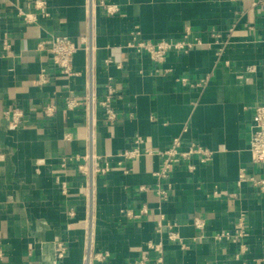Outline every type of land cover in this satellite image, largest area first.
<instances>
[{
  "label": "crops",
  "instance_id": "0c3cea01",
  "mask_svg": "<svg viewBox=\"0 0 264 264\" xmlns=\"http://www.w3.org/2000/svg\"><path fill=\"white\" fill-rule=\"evenodd\" d=\"M12 1L35 20L25 24L16 7L0 3V246L5 264H81L87 178L78 161L66 168L60 163L62 157L88 153L84 108L65 103L86 90L87 54L83 48L74 54L76 74L68 76L52 66L38 44L51 35L78 42L88 32L87 13L96 94L104 97L108 79L116 90L114 122L105 121L102 108L95 111L92 148L111 166L94 179V248L109 253L102 264H135L146 241L158 237L162 262L151 255L147 264H237L236 246L212 234L232 230L239 212L246 215L248 233L243 260L264 264V191L236 184L240 168L264 173L248 150L252 107L264 102V5L252 6L251 0H44L42 12L36 0ZM101 1L117 10L109 14ZM186 28L204 44L187 52L169 50L161 64L127 45L135 29L140 39L178 40ZM5 37L9 49L3 48ZM42 68L46 84L37 82ZM46 104L55 107L51 118L42 115ZM15 107L23 109L24 122L9 129L4 112ZM175 137L181 150L192 143L211 150L209 162L180 161L166 180L154 174L160 165L155 153L122 161L130 169L126 173L118 165V153L136 138L155 152ZM167 183L169 195L162 200L154 188ZM161 215L176 224L186 247L169 240L166 228L155 233ZM196 217L204 219L202 231L193 225ZM56 239L67 251L54 262Z\"/></svg>",
  "mask_w": 264,
  "mask_h": 264
},
{
  "label": "built area",
  "instance_id": "2783aa9c",
  "mask_svg": "<svg viewBox=\"0 0 264 264\" xmlns=\"http://www.w3.org/2000/svg\"><path fill=\"white\" fill-rule=\"evenodd\" d=\"M0 3L10 4L12 7L17 9V17L21 22L28 24L32 23L35 20V17L27 12H24L19 8L18 5L14 4L12 0H0ZM104 9L110 14L117 10L115 5L106 4L105 2H100ZM252 6L264 5V0H251ZM35 6L44 12L45 1L36 0ZM87 24L88 32L87 34L80 36L78 42H74L69 37L65 35H51L47 38L40 40L38 47L41 50H44L54 68L59 70L61 73L72 76L75 73L72 67L73 56L80 49L83 48L87 54V74L88 80L86 83V90L80 99L75 98H66V106L68 108H74L76 106H83L86 125L88 127V153L85 156H66L61 158V167L66 168L68 164L72 161H78L77 168L80 172H83L86 175V191L85 196L87 199L88 206V219L84 226V236L82 243V256L81 264H102L105 259L109 256L107 251H96L94 248V232L92 227V210L94 204V179L97 174H103L110 170L111 166L105 157L96 155L92 152L93 148V136H94V127H95V111L97 108H102L105 115V121L108 123H113L116 119V112L113 108V96L115 94V87L111 79L105 84L106 92L103 98H98L95 91V84L92 77L93 63L92 56L94 51V42H93V29H92V17L87 13ZM132 39L127 42V45L133 48L137 52H145L149 57L156 63H162L166 57V54L169 50H177L182 52H187L192 49L194 46L202 45L204 42L197 37L193 36L190 29L186 28L185 34L181 39H159V40H150V39H140L137 36L140 35L138 30H132L130 32ZM190 36L187 39V36ZM212 35L218 37L219 35L212 31ZM10 41L8 38L3 39V48L9 49ZM110 60H106V63H109ZM46 69L42 68L37 76V82L39 84H46L49 81ZM184 82L185 79L183 78ZM203 80L197 82L196 86L201 85ZM55 107L52 104H46L42 108V115L45 118H51L54 114ZM5 118L8 120L9 129H16L24 122V112L23 109L19 107L7 108L4 112ZM142 139L136 138L134 144L130 149L123 150L118 153V156L121 158L118 162V165L121 166L123 171L126 173L130 169L123 165L122 161L132 160L141 154H153L155 153L160 157V165L157 171H155V176L159 180H166L174 166L179 164L180 161H186L192 158H197L200 163H207L211 159L212 152L206 147H203L199 144L192 143L188 149H180V139L175 137L171 140L170 144L161 150H153L149 147L142 146ZM248 150L250 152L251 160L253 164L260 166L264 165V102L255 104L252 107V118L248 126ZM82 158V162L79 163V160ZM189 168H194L193 164L188 165ZM57 182L60 181L57 178ZM244 182L249 183L250 185L258 188L260 191H264V173L262 174H253L247 173L244 168L239 169L238 178L236 181L237 185H240ZM61 186L65 189L64 182H61ZM142 190L147 189L145 186H141ZM170 184L167 183L165 186L159 184L154 188L157 196L166 200L169 195ZM140 212H146L145 208H142ZM127 214L136 218L140 214H132L127 212ZM175 223L167 221L164 219V216L156 222L155 233L159 236L162 233L163 228L167 229V238L171 241H176L181 247H186V243L182 240L181 236L174 230ZM193 225L199 230L202 231L205 225L204 219L196 217L193 220ZM247 223L246 215L244 212H239L237 217L234 220V226L232 230H219L212 234V237L218 241H229L236 246V252L234 254V259L237 261V264H246L243 260L244 254L247 252V245L245 238L247 236ZM67 251L65 242L62 240L56 239L54 241V262L61 260ZM162 252H163V243L158 237L157 239H150L146 241L145 248L140 252L139 256L135 260V264H147L151 258V255L154 256V261L156 263L162 262ZM0 264H5V252L0 246ZM253 264H262L259 260H254Z\"/></svg>",
  "mask_w": 264,
  "mask_h": 264
}]
</instances>
